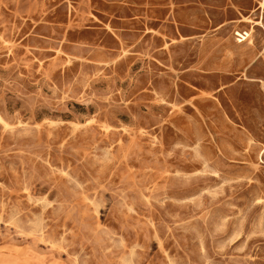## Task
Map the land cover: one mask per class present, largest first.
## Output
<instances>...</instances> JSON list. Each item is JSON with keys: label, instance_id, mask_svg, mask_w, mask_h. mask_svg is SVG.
<instances>
[{"label": "rangeland", "instance_id": "374dc122", "mask_svg": "<svg viewBox=\"0 0 264 264\" xmlns=\"http://www.w3.org/2000/svg\"><path fill=\"white\" fill-rule=\"evenodd\" d=\"M236 13L0 0V264H264V94L208 68Z\"/></svg>", "mask_w": 264, "mask_h": 264}, {"label": "crops", "instance_id": "0c3cea01", "mask_svg": "<svg viewBox=\"0 0 264 264\" xmlns=\"http://www.w3.org/2000/svg\"><path fill=\"white\" fill-rule=\"evenodd\" d=\"M229 1H232V7L238 9L232 20L234 27L238 28L235 33L238 37L232 43L231 50L225 49V44L217 37L215 50L221 52L223 58L208 65V68L222 74L231 72L235 81L244 80L247 75L249 79L246 80L255 83L264 94V0ZM238 33L243 36L240 38ZM251 35V39H247ZM229 57L231 60L226 59Z\"/></svg>", "mask_w": 264, "mask_h": 264}, {"label": "built area", "instance_id": "2783aa9c", "mask_svg": "<svg viewBox=\"0 0 264 264\" xmlns=\"http://www.w3.org/2000/svg\"><path fill=\"white\" fill-rule=\"evenodd\" d=\"M241 38V36H239Z\"/></svg>", "mask_w": 264, "mask_h": 264}]
</instances>
